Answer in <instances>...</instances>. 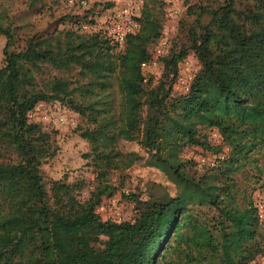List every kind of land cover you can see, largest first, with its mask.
<instances>
[{
    "label": "trees",
    "instance_id": "obj_1",
    "mask_svg": "<svg viewBox=\"0 0 264 264\" xmlns=\"http://www.w3.org/2000/svg\"><path fill=\"white\" fill-rule=\"evenodd\" d=\"M247 1L238 9L234 0H220L201 29L203 9L187 7L193 21L185 43L160 59L152 87L140 64L148 62L160 27L146 6L137 32L121 46L68 28L31 34L18 47L16 33L0 23V264H192L183 253L180 216L199 217L203 208L215 218L197 240L208 251L202 260L264 259L255 240L263 225L251 208L253 193L238 198L232 177L252 151L264 147V0ZM188 54L199 69L186 93L171 95L177 64ZM50 101L85 120L77 130L90 146L85 158L94 178L84 198L82 181L62 177L46 189L40 174L57 147L28 114ZM208 129L219 136L217 146L207 141ZM119 141L136 142L145 164L175 192L148 200L122 195L133 203L132 220L99 222L95 209L116 192L109 176L139 160L137 151L120 152ZM188 148L224 155L196 169L182 153Z\"/></svg>",
    "mask_w": 264,
    "mask_h": 264
},
{
    "label": "rangeland",
    "instance_id": "obj_2",
    "mask_svg": "<svg viewBox=\"0 0 264 264\" xmlns=\"http://www.w3.org/2000/svg\"><path fill=\"white\" fill-rule=\"evenodd\" d=\"M120 1L86 0L79 4L67 5L65 0H0V23L16 33L19 41L15 45L18 47L22 39L31 34L44 35L54 30L68 28L77 30L79 26L101 35L102 31L99 30V27L102 28L101 23L110 11L118 7ZM246 1L234 0L238 9H241ZM107 4H111V7L105 8ZM219 4L220 0H142L138 20L146 6L158 20L160 27L157 39L148 47L150 57L142 70L144 80L150 79V87L157 84L160 77L162 69L160 59L170 50H175L185 43L187 29L193 21L192 16L185 14L187 7L195 5L203 9L198 18L201 29L208 23L210 12ZM3 43L4 39L0 36V60ZM198 69L199 66L191 54L182 59L177 64L176 76L170 84L171 95L186 93L189 81ZM28 120L37 123L41 131L49 133L57 147L55 156L44 161L39 167L45 188H48L50 181L65 177L69 183L82 181L84 188L79 192V198L86 197L93 186L94 172L85 158L89 154L90 146L78 136L77 129L86 126L85 120L55 101L37 104L29 112ZM205 133L211 146L220 143L214 129L205 130ZM117 149L122 153L137 151L139 160L129 169L114 171L109 176L110 183L116 187V192L103 197L95 209L99 222L132 220L133 203L124 199L122 195L133 193L140 200H148L166 194L172 196L175 192L173 185L160 172L145 164L146 154L139 149L136 142L119 141ZM226 151L227 149L222 147L221 153ZM182 153L185 158H191L196 162V169L201 165L219 161L224 155L213 154L210 150L201 151L198 148L184 149ZM232 177L238 198H241V193L244 197H249L264 188V147L252 151ZM197 212L199 217L190 212L180 216V230L187 239L183 253H187L193 259L192 264H213L202 260L208 251L205 242L197 240L204 234L202 227L209 225L211 217L215 218V213L206 208ZM255 240L261 248L264 247V226L258 227ZM252 264L258 263L255 261Z\"/></svg>",
    "mask_w": 264,
    "mask_h": 264
},
{
    "label": "built area",
    "instance_id": "obj_3",
    "mask_svg": "<svg viewBox=\"0 0 264 264\" xmlns=\"http://www.w3.org/2000/svg\"><path fill=\"white\" fill-rule=\"evenodd\" d=\"M65 2L67 5H72L73 3L71 0H66ZM79 3H82V1ZM141 7L142 0H121L118 7L110 11L101 23L102 28L99 27V30L102 31L101 35L112 45L121 46L127 35L137 32L139 28L138 16ZM75 31L80 34L95 33L88 31L83 26H79ZM145 66V62L140 64L141 71ZM251 208L256 221L264 226V188L252 194ZM259 264H264V259H261Z\"/></svg>",
    "mask_w": 264,
    "mask_h": 264
}]
</instances>
